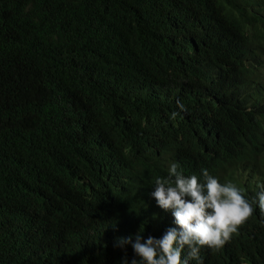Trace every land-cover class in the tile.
Masks as SVG:
<instances>
[{"label": "trees", "instance_id": "1", "mask_svg": "<svg viewBox=\"0 0 264 264\" xmlns=\"http://www.w3.org/2000/svg\"><path fill=\"white\" fill-rule=\"evenodd\" d=\"M262 53L264 0H0V264H131L192 158L254 207L203 264H264Z\"/></svg>", "mask_w": 264, "mask_h": 264}, {"label": "clouds", "instance_id": "2", "mask_svg": "<svg viewBox=\"0 0 264 264\" xmlns=\"http://www.w3.org/2000/svg\"><path fill=\"white\" fill-rule=\"evenodd\" d=\"M261 59L264 60V53L261 54ZM194 63V71L200 77L206 76L198 62L195 60ZM218 72L221 76L220 83H230L232 91L240 94V88L231 82L243 81L245 78L230 70L227 73ZM199 87L208 92L209 84ZM216 91L217 94H213L210 100L221 98L222 90ZM178 106L183 108L179 102ZM190 165L194 171L183 173L180 165L173 162L168 168V176L157 177L154 181V191L151 192L155 199L154 207L143 220L145 227L150 224L168 229L162 238L149 236L144 239L141 235L144 226L140 227L134 242L132 237L119 238L117 246L131 244L138 257L131 264H189L192 260L203 264L201 248L219 251L253 215L252 203L244 198L236 185L219 182L208 173L203 160L192 158ZM258 206L264 213V190L258 194ZM123 264H128L126 258Z\"/></svg>", "mask_w": 264, "mask_h": 264}]
</instances>
